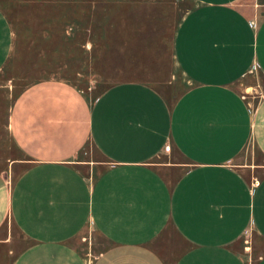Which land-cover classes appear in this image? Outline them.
I'll return each mask as SVG.
<instances>
[{
    "label": "crops",
    "instance_id": "crops-1",
    "mask_svg": "<svg viewBox=\"0 0 264 264\" xmlns=\"http://www.w3.org/2000/svg\"><path fill=\"white\" fill-rule=\"evenodd\" d=\"M195 1L174 100L129 79L91 103L56 78L15 100L28 157L0 159V242H27L11 264H264V95L252 109L237 87L253 66L264 87V0ZM13 47L0 7V69ZM88 141L102 157L77 156Z\"/></svg>",
    "mask_w": 264,
    "mask_h": 264
},
{
    "label": "rangeland",
    "instance_id": "rangeland-1",
    "mask_svg": "<svg viewBox=\"0 0 264 264\" xmlns=\"http://www.w3.org/2000/svg\"><path fill=\"white\" fill-rule=\"evenodd\" d=\"M195 5V0H0L14 32L13 52L0 69V159L28 157L11 134L9 118L15 100L37 81L63 79L92 103L115 82L141 80L174 100L190 81L176 61L173 40ZM237 87L255 109L264 95L259 69L253 66ZM77 156L102 157L90 141ZM90 239L89 233L81 246ZM14 240L0 242V264H11L27 242L21 235Z\"/></svg>",
    "mask_w": 264,
    "mask_h": 264
},
{
    "label": "built area",
    "instance_id": "built-area-1",
    "mask_svg": "<svg viewBox=\"0 0 264 264\" xmlns=\"http://www.w3.org/2000/svg\"><path fill=\"white\" fill-rule=\"evenodd\" d=\"M170 147H171V144H170V143L165 144V149H166V150H169Z\"/></svg>",
    "mask_w": 264,
    "mask_h": 264
}]
</instances>
